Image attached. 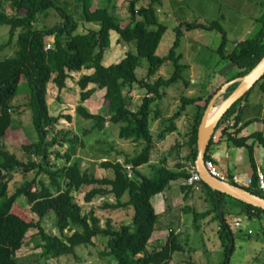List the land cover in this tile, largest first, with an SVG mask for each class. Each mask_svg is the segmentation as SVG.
Wrapping results in <instances>:
<instances>
[{"label": "trees", "instance_id": "16d2710c", "mask_svg": "<svg viewBox=\"0 0 264 264\" xmlns=\"http://www.w3.org/2000/svg\"><path fill=\"white\" fill-rule=\"evenodd\" d=\"M61 1L0 0V26L10 28L9 37L0 45V51L14 48L13 57L0 61V264H22L17 253L27 244L26 239L31 232H34L31 243L35 249L41 250L39 257L44 260V264L70 256L79 262L77 248L93 246L97 238L104 243L98 252L101 260L112 257L114 264H170L174 254L182 252L184 247L179 236L172 232L165 245L149 250V242L159 221L152 199L175 182L185 183L183 192H190L195 187L186 183L191 175L190 166L195 165L198 155V128L214 96L201 93L188 97L183 94L173 113L163 106L167 101L168 89L182 86L187 89L190 86L184 77L188 66L181 63L182 55L177 52L183 33L197 30L219 32L222 42L217 52L222 61L235 65L238 73L233 79H237L247 75L264 57V14L257 20L261 24L258 33L237 42L230 50L227 49L228 37L218 22L181 23L174 28L176 38L168 55L160 57L157 52L168 31V27L158 17V10L163 6L162 0H129V16L125 25L110 11L111 8L115 9L117 0H104L103 5L101 0H76L77 8L74 11L64 10L60 6ZM95 1H99L98 5L92 9ZM53 11L61 21L53 26L43 25L39 28L38 25L44 23ZM75 14L80 17L77 18ZM84 23L97 27H88L86 32H81ZM112 32L118 36V43L133 44L134 50L128 51L120 62L105 66L104 57L111 46ZM142 60L147 61V67L144 77L139 79L137 70L144 68ZM168 62H172L175 67L172 76L169 79H154ZM75 74H82L77 81L80 105L76 108V114L85 121L93 122L94 131L103 132L107 127L118 126L119 138L138 146L134 154L110 146L120 161L107 158L101 167L111 171V177L98 178L91 167L83 169L79 162L72 165L70 156L60 153V149L66 145L71 147L73 156L77 155V147L86 149L81 136L58 129L62 120L71 123L72 116L64 113L50 115L47 101L50 84L62 93L68 89V83ZM22 79L29 90L25 108L32 114L38 135L37 142L22 147L27 156L26 162L10 152L6 145L7 134L15 124L14 112L19 110L14 102ZM237 86L232 85L222 95L221 102ZM257 86L264 93V77L230 108L216 131L221 132V136L235 147L247 148L253 175L251 186L243 188L264 198L258 186L254 146L247 145L250 139H254L264 147V133L238 138L242 131L239 128L244 111L242 103ZM133 87L145 92L142 104L136 111L131 109L132 99L124 93L126 88ZM98 91L104 94L107 116L93 114L84 106ZM192 108L196 112L187 142L188 155L179 156L182 159L170 165L172 151L177 150L179 153V141L166 152L167 156L155 162L158 144L178 131V121L187 117ZM227 120L234 123L233 128L225 126ZM84 134H90V130L84 131ZM97 143L101 146L98 152L109 156V150L104 153L105 142ZM52 158L63 160L64 164L57 166ZM96 158L93 156L91 160L97 161ZM207 160L210 158L206 155ZM16 172L23 176L34 174V177L10 195L7 186L14 180ZM44 177L49 179L48 184ZM230 183L242 187L232 179ZM198 185L207 193L213 208L202 214L191 209L188 212L192 211L195 219L214 215V221L219 223L218 235L226 254L224 264H230L235 236L226 220L227 215L233 214L231 209L227 210L226 200L237 204L240 213L249 219L264 218V211L224 194L219 193L216 198V194L202 181ZM79 192L84 193L83 202L86 205H92L95 200L103 203L84 213L83 207L76 201L75 194ZM126 196L128 200L124 201ZM20 197L25 199L34 218L25 220L14 213ZM109 198L114 199L115 203H109ZM54 210L57 234L48 233L43 226V221ZM98 210L125 212L129 214L130 222L115 224L107 219L103 223Z\"/></svg>", "mask_w": 264, "mask_h": 264}, {"label": "rangeland", "instance_id": "374dc122", "mask_svg": "<svg viewBox=\"0 0 264 264\" xmlns=\"http://www.w3.org/2000/svg\"><path fill=\"white\" fill-rule=\"evenodd\" d=\"M98 2L99 1L94 2L92 9L97 7ZM127 2H129V0H117L115 9L111 8L110 10L112 15L119 19L122 25H125L128 22L127 18L129 14ZM162 2L163 6L158 10V17L161 23L168 27V31L164 35L157 52V55L160 57L168 55L176 38L174 28L181 23L208 24L218 22L228 37L229 43L227 49H232L237 42H242L245 39L254 37L258 33L261 24L258 23L257 20L264 14V0H162ZM100 3H102V5L105 4L104 0H101ZM60 6L64 10L67 9L74 11V9L77 8L76 0H62ZM75 15L77 18L80 17L79 14ZM60 21V17L53 11L44 23L39 24L38 27L41 28L43 25L53 26ZM88 27L91 29L96 28L97 26L84 23L80 28V31L86 32ZM9 31L10 28L8 26H0V45L8 39ZM197 38H199L197 41L199 44L193 41V39ZM221 42L222 36L217 31H184L181 46L177 52L178 55H182L181 63L188 66V69L184 73V77L187 81H193L195 83V85L190 86L194 89L192 92L187 93V96H198L201 94L200 91H208L210 85V89H213L214 86L215 87L214 90H212L213 92L210 91L208 94L215 96L218 93L217 91L223 86V83L218 82L219 78L216 77V75L218 76L221 73L224 68L223 65L226 66L224 71L228 69L229 65L222 63V59L217 52ZM129 50H134L133 44L130 46L118 43V36L112 32L111 46L106 51L104 65L110 66L120 62ZM13 56V47L0 51V61ZM193 63H198L200 67H194ZM142 65L144 68H139L137 70V77L139 79L144 77L147 61L142 60ZM192 66L193 68L189 69ZM174 70V64L168 62L162 66L154 79H157L158 77L169 79L174 73ZM231 71H228L229 74L233 72ZM82 74L73 75V80L70 82L68 81V89H65L62 93H59L53 84L49 85L47 101L50 115L57 116L64 113L72 116L71 123L62 120L59 123L58 129L70 131L72 135L78 134L81 136V139L86 146L85 150H83L81 146L77 147V155L74 156L69 145L60 149V153L69 155L72 159V165L79 162L83 169L91 167L98 178L106 176L111 177L113 176V173L111 171H105L101 167L102 162L107 160V158H109V160H119L116 153L110 150V146H114L117 150H123L131 154L136 152L138 146L121 140L118 136V126L107 127L103 132L94 131L93 122L85 121L76 114V108L80 105V90L77 81ZM91 87L92 86H90V88ZM183 91L184 86L178 88L173 87L167 90V101L163 104L164 106L167 105L166 110H169L170 113L175 111L176 106L178 105V99L183 95ZM124 93L132 99L131 109L136 111L142 104L145 92L138 87H133L131 89L126 88ZM28 95L29 90L25 81L22 79L19 85L18 97L14 102L16 106H19V110L14 112L15 124L6 137V145L10 152L16 154L20 160L25 162L27 161V156L23 153L22 147L38 141V135L32 122V114L25 108V102ZM255 96H257V98H255ZM221 101V97L218 98L215 101L214 107L220 105L222 103ZM249 102L250 112L258 115V117L261 115L264 116V111L259 109V105H262V100L261 94L258 95L257 89L251 94ZM201 104H204V102ZM84 106H86V108H88L93 114L107 116V104L104 101V94L102 91H98L91 100L84 104ZM195 112V108H192L191 110L189 109V115L185 117L183 121H178V124L182 121V127L191 130ZM252 129L256 132L260 128L257 124H253L251 125V128H248L247 130L252 131ZM88 130H90V134L85 135L84 131L88 132ZM99 141L105 142V145L103 146L105 150L104 153L109 150V156H104L98 152L101 148L97 143ZM169 142L170 140L167 138L162 143L167 144ZM260 148L263 153L264 147L261 146ZM179 151H181V147L179 148ZM182 151L184 150L182 149ZM93 156L97 157V161L91 160ZM258 156L263 157L260 153ZM157 158H159V154L154 156V160ZM170 159V162L173 164L182 158L173 155ZM52 160L57 166H62L64 164L63 160H56L55 158H52ZM33 177L34 174L23 176L21 173L16 172L14 174V180L7 186L8 193L10 195L13 194L18 187L24 184L25 181L31 180ZM44 179L48 184L49 179L47 177H44ZM75 196L76 201L83 207L84 213H88L92 207L97 208V206L103 203L101 200H95L92 205H86L83 202L84 193L79 192L76 193ZM107 200L109 203H115V200L112 198ZM126 200H128L127 196L124 198V201ZM235 210L237 211L226 216L227 223L230 225L235 236V249L230 256V264H264V219H248L244 214L240 213L238 209ZM55 212L56 210L50 213L45 221H43L44 228L51 234H57L54 225ZM14 213L25 220H30V217H35L34 215L31 216L23 197H20L15 204ZM97 213L103 223H105L107 219L114 221L115 224L130 222V216L125 212L109 213L98 210ZM182 214L184 221L182 227L184 228L180 231L179 240L184 247V253H176L174 255L175 257L181 255L177 257L175 264H189L191 262H193V264H224L226 254L218 235L219 223L211 218L195 219L193 213L184 214L183 212ZM236 223H239V226H236ZM199 228L201 229L199 230ZM249 231L252 233L249 234ZM33 233L34 232H31L28 235L26 239L27 244L17 253L18 259L22 264H44V260L39 257L41 250L35 249L33 243H31ZM94 242L95 244L88 248H77L76 252L80 259L79 262L70 256L63 257L59 261H50V264H114L115 261L112 257L107 258L106 260H101V258L98 257V252L99 250H102L104 243L99 238L95 239Z\"/></svg>", "mask_w": 264, "mask_h": 264}, {"label": "crops", "instance_id": "0c3cea01", "mask_svg": "<svg viewBox=\"0 0 264 264\" xmlns=\"http://www.w3.org/2000/svg\"><path fill=\"white\" fill-rule=\"evenodd\" d=\"M198 39L199 38L193 39V41L195 43L199 44V42H197ZM129 51H131V50H129ZM222 63L229 65L230 68L228 67V69L224 71V68L226 66L223 65L224 68L221 71V73L218 76L216 75V77L219 78L218 82L223 83V86L221 87V89H223L224 86L227 85V83L235 80L233 78H235V75L238 73L236 67L231 62L222 61ZM193 66L194 67H197V66L200 67L198 63H193ZM193 66L190 67L189 69L193 68ZM194 69H196V68H194ZM232 69H234V70H232ZM228 71H231L232 73L229 74ZM231 79H233V80H231ZM228 80H231V81L228 82ZM191 85H195V83L193 81H190V86ZM190 86L187 89L184 88L183 94L185 96H187L186 95L187 93L193 91L194 88H192ZM231 86H228L226 89H224V92L222 95H224ZM214 87H213V89H210L211 88V85H210V88L208 91H204V92H202L200 90L199 91H200V93L208 94V93H210V91L214 90ZM255 89H257V91H258V95L261 94L262 105L261 104L259 105V109L261 111L262 110L264 111V93H262L260 91L258 86ZM48 90H49V87H48ZM220 90H218V92ZM251 94L242 103V107H243L244 111L242 114L241 123L239 124V128H242V131L238 135V138L249 137L252 134H255L258 132L264 133V116L261 115L258 117V115L253 114L249 110V108H250L249 100H250ZM222 95L220 97H222ZM188 97H192V96H188ZM255 98H257V96H255ZM164 104H163V106H164ZM164 107H165V109H167L166 108L167 105ZM183 119H185V118H183ZM183 119H182V121H183ZM254 120H260V121L255 122ZM182 121L179 122V124H178V131L175 134L167 137L170 140L169 143L158 144V147H157L158 153L157 154H159V158H157L155 160V162H158V159H161L162 157L167 156L166 152H168V150H170L172 148V146H174L179 141L181 142V151H179V153H178L177 150H174V151H172V154L175 156H181V157H185L188 155L189 147L187 146V142L189 140L190 130H188L186 127H182V125H181ZM252 121H254V122L249 124ZM253 124H257L260 129L256 132L253 129H252V131L247 130L248 128H251V125H253ZM221 134H222L221 132L216 131V133H215L216 140H212L213 143L208 147L206 155L210 158V160H212L214 162V164L218 168V171L221 174H223L225 177L228 178V180H229L228 182H230L233 177H237V179L239 181L238 184L240 186L250 187L251 183H252L253 169L251 167L250 161L248 160L249 154H248L247 148L235 147L233 145V143L228 142L227 139H225L221 136ZM173 143H175V144H173ZM247 145L254 146V157H255V162H256V166H257V171L258 172H264V152L262 153L260 150L261 145L257 141H255L254 139H250L247 142ZM182 149L184 151H182ZM259 153L263 157L258 156ZM261 158H263V159H261ZM169 163L171 166L175 164V162L173 164H172V162H169ZM183 185H185L184 182H182V183L175 182V183L171 184L170 188L168 190H166L164 193L158 194L152 199V205L156 211V214L159 216V221H158V224L156 226V230H155V232H154V234H153V236L149 242V250L150 251L154 250V249H158L159 247L165 245L168 237L170 236V234L172 232H174L180 238V231L182 228H184V227H182L184 225L183 214H182L183 212H184V214L189 213L188 211H189V209H191V210H193V212H198V213L202 214V213H205L207 211L212 210L213 207H212L211 201H210L207 193L198 184L190 192H187V190L185 192H183V190H182ZM225 206H226L228 211H229V209H231L232 213L237 211L235 209H238V211L241 212L240 207L228 199L225 202ZM193 212L191 211V213H193ZM246 217L248 218V216H246ZM207 218H211L212 220H214L213 219L214 215H211ZM200 219H203V218H200ZM263 219L264 218L259 219V220H263ZM200 229L201 228H199V230ZM218 230H219V227H218ZM183 251L177 252V254L178 253L183 254L184 253ZM179 256H181V255H179ZM179 256H176V257L173 256V259H172L170 264H175V260ZM174 257H175V259H174ZM189 264H193V262H191Z\"/></svg>", "mask_w": 264, "mask_h": 264}, {"label": "water", "instance_id": "95a60500", "mask_svg": "<svg viewBox=\"0 0 264 264\" xmlns=\"http://www.w3.org/2000/svg\"><path fill=\"white\" fill-rule=\"evenodd\" d=\"M263 77L264 57L247 75L227 83V85L213 97L198 128V155L195 166L201 177V181L216 194V198H218L217 194H224L237 201L264 211L263 197L252 194L243 187L233 185L230 182L222 181L211 176L205 166L207 149L210 146L212 138L215 135L217 127L223 116L236 102L244 98V96L249 93ZM233 84H238L236 89L220 105L214 107L215 101L223 94L224 89Z\"/></svg>", "mask_w": 264, "mask_h": 264}, {"label": "built area", "instance_id": "2783aa9c", "mask_svg": "<svg viewBox=\"0 0 264 264\" xmlns=\"http://www.w3.org/2000/svg\"><path fill=\"white\" fill-rule=\"evenodd\" d=\"M50 46H48L47 48H49ZM225 126L228 128H233L234 127V123L231 122L230 120H227L225 123ZM212 140H216V135L213 136ZM205 166L206 169L208 170V172L210 173L211 176L218 178L222 181H229L227 177H225L223 174H221L218 171V168L216 167V165L214 164V162L212 160H207L205 162ZM190 177L187 180V185L188 186H196L198 183L201 182V177L197 172L196 166H190ZM233 182L238 184V179L237 177H233L232 178ZM258 186L259 189L264 193V172H258ZM236 226H239V223H236ZM252 232L249 231V234H251Z\"/></svg>", "mask_w": 264, "mask_h": 264}]
</instances>
